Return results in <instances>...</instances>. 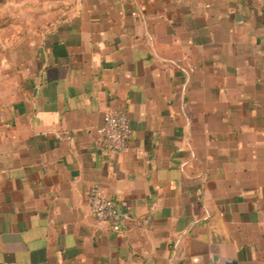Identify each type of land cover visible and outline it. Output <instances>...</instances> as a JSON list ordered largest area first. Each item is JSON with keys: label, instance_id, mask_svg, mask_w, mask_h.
<instances>
[{"label": "crops", "instance_id": "0c3cea01", "mask_svg": "<svg viewBox=\"0 0 264 264\" xmlns=\"http://www.w3.org/2000/svg\"><path fill=\"white\" fill-rule=\"evenodd\" d=\"M67 1L0 71V261L264 264V0Z\"/></svg>", "mask_w": 264, "mask_h": 264}, {"label": "rangeland", "instance_id": "374dc122", "mask_svg": "<svg viewBox=\"0 0 264 264\" xmlns=\"http://www.w3.org/2000/svg\"><path fill=\"white\" fill-rule=\"evenodd\" d=\"M67 0H0V71L7 76L12 63L28 53L43 31L67 8ZM27 44V46H25ZM20 50H16L19 49ZM27 48V49H26Z\"/></svg>", "mask_w": 264, "mask_h": 264}, {"label": "built area", "instance_id": "2783aa9c", "mask_svg": "<svg viewBox=\"0 0 264 264\" xmlns=\"http://www.w3.org/2000/svg\"><path fill=\"white\" fill-rule=\"evenodd\" d=\"M131 132L129 117L120 109L109 110L104 113L102 124L96 130V141L101 148L122 151L128 147ZM87 204L99 225H106L115 232L121 231L124 214L114 200L104 197L99 192L97 184L89 189ZM0 264L16 262L0 261Z\"/></svg>", "mask_w": 264, "mask_h": 264}]
</instances>
